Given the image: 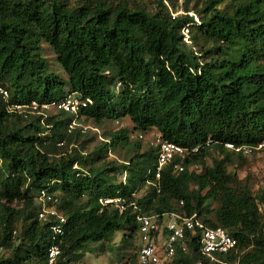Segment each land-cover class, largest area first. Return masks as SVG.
Returning <instances> with one entry per match:
<instances>
[{"label": "trees", "instance_id": "trees-1", "mask_svg": "<svg viewBox=\"0 0 264 264\" xmlns=\"http://www.w3.org/2000/svg\"><path fill=\"white\" fill-rule=\"evenodd\" d=\"M0 87V264H47L42 190L65 219L56 264L103 252L116 233L136 261L131 202L147 215L195 214L237 241L224 262L264 264V180L253 193L227 171L246 156L225 147L264 141V0H0ZM68 96L91 103L76 115L8 110ZM75 119L131 127L103 129L89 147L90 131L67 132ZM147 133L188 150L182 172L169 165L155 179L158 148L137 143ZM119 149L121 163L106 160ZM113 196L123 213L98 203ZM170 264L211 263L190 243Z\"/></svg>", "mask_w": 264, "mask_h": 264}, {"label": "built area", "instance_id": "built-area-1", "mask_svg": "<svg viewBox=\"0 0 264 264\" xmlns=\"http://www.w3.org/2000/svg\"><path fill=\"white\" fill-rule=\"evenodd\" d=\"M7 97V90L0 87V98L6 100ZM90 103L89 99H78L74 96H68L59 102L38 104L32 101L27 105L17 104L10 106L8 110L23 116L27 114L45 116L49 110L76 115L81 108L86 107ZM89 128L83 126L75 119L67 126V132L70 133L75 129H79L80 133H85ZM137 138L142 140L143 135L138 134ZM58 145H61V143ZM150 145L158 148L155 179H159L161 170L169 165L173 171H183L184 168L181 163L188 154L187 149L169 143L155 133L151 135ZM225 147L230 151L247 156L250 155L252 150L263 149L264 141L255 148L249 146L236 147L232 144H226ZM192 151L194 152L195 149H192ZM174 160H177V162H174ZM73 168H76V165ZM194 168L198 169V166L194 165ZM37 203L38 219L43 222H51L49 230L52 239L47 251V264H56L60 257L57 240L63 236L62 225L65 223V219L56 209L58 198L55 195L42 190L37 197ZM98 203L101 207L110 206L119 214L126 209V199L121 196L103 197L98 200ZM180 205H182V202H180ZM127 206L135 214L137 224L139 241V247L136 251L137 264H170L177 254L187 253L188 244L190 243H196L201 256L211 264H227L220 256L236 251L237 241L232 236L222 228L212 229L207 227L195 214L183 216L178 212H165L147 215L133 202Z\"/></svg>", "mask_w": 264, "mask_h": 264}, {"label": "rangeland", "instance_id": "rangeland-1", "mask_svg": "<svg viewBox=\"0 0 264 264\" xmlns=\"http://www.w3.org/2000/svg\"><path fill=\"white\" fill-rule=\"evenodd\" d=\"M183 0H178V6L180 7ZM178 14H183L181 8H179ZM191 15V13H190ZM195 21L196 18H195ZM186 33V31H185ZM80 124L83 126L90 127L88 131H90V136L95 137L94 141L89 144V147L98 143L100 141V134L102 130L105 131H112L117 130L122 127L129 128L131 127L130 123L127 120H123L119 125H115L114 123L106 122L102 125V129L97 128L98 132L94 131V125L88 121L79 120ZM153 132V131H151ZM154 133H147L143 135L142 140H138L137 143L141 146V151L146 149L147 147L151 146V135ZM126 152L124 150L118 151H110L107 153L106 160L107 161H115L117 163H121L120 161L126 157ZM210 158L206 159V164H210ZM199 170V167H198ZM227 171H232L236 174L238 180H247L250 184L251 190L255 193L258 189L261 188L263 180H264V149L255 152L253 154L247 155L243 161H235L233 164L227 167ZM117 181H123L124 176H117L115 177ZM207 205L214 206L211 202H208ZM122 233H116L114 239L111 243L106 244L104 247L103 252H99L97 250V246H93L90 252L84 254V257L79 262L75 264H124L126 263V259L128 258L129 254L135 252L132 248L127 250L119 249V242L121 239ZM139 242V241H138ZM136 244V241H135ZM126 264H136V261L131 263L129 260Z\"/></svg>", "mask_w": 264, "mask_h": 264}]
</instances>
